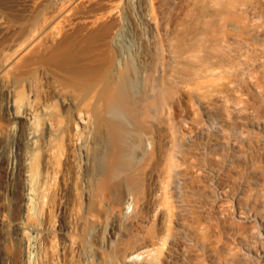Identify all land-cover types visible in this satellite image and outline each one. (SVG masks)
I'll return each instance as SVG.
<instances>
[{"label": "rangeland", "instance_id": "rangeland-1", "mask_svg": "<svg viewBox=\"0 0 264 264\" xmlns=\"http://www.w3.org/2000/svg\"><path fill=\"white\" fill-rule=\"evenodd\" d=\"M230 1L216 9L206 6L205 0H77L65 8V19L57 23L53 38L13 54L4 70L12 81H31L40 93L45 89L41 67L66 78L77 70L79 96L97 88L103 99L120 85L125 100L139 112L145 91L131 48L149 51L151 9L162 47L154 83L165 112L147 115L148 121L156 122L151 127L146 124L149 132L122 115L116 119L114 114V119L103 114L96 124L97 145L91 144L88 168L96 177L107 169L106 176L111 161L117 162L101 198L85 193L96 177L84 180L81 172L71 170L65 161L64 138L58 136L53 158L57 175L37 212L39 223L50 226L39 236L36 264H125L132 252L142 249L152 254L144 256L147 262L141 264L261 263L264 0ZM53 3L0 0V59L12 52V43L23 40ZM1 97L0 85V125L5 117ZM57 108H61L58 102ZM159 111L161 119L156 117ZM108 119L119 122L114 132L107 130ZM154 131L165 136L160 137L161 152L156 148L154 153L161 165L147 177L150 182L135 190L129 175L146 150L154 149L159 137ZM100 141L106 142L105 149ZM5 174L0 166V183L4 182L8 195L5 211L13 219L22 214V179L16 173L8 183ZM140 196L145 200L140 201ZM135 209L141 211L139 216ZM59 220L75 243L61 241L54 225ZM7 234L8 258L3 264H20V242L12 227Z\"/></svg>", "mask_w": 264, "mask_h": 264}, {"label": "bare ground", "instance_id": "bare-ground-1", "mask_svg": "<svg viewBox=\"0 0 264 264\" xmlns=\"http://www.w3.org/2000/svg\"><path fill=\"white\" fill-rule=\"evenodd\" d=\"M74 1L77 0H54L53 6L48 11L47 15L28 30V34L23 40L13 42L12 52H7V54L0 59V85L2 89L1 105L5 112V117L3 118L4 122L0 125V166L5 168L6 182L12 183L15 179L16 173L22 179V214L13 219H11L5 211V203L8 199V195L4 182L0 183V264L6 262L8 258L5 245L9 240L7 234V229L9 227L13 228L14 236L20 242V264H36L34 250L38 246L39 236L45 229H49L50 226H48L47 223L46 226L43 227L39 223L37 212L38 207L45 204L44 202L49 189V183L55 179L57 175V165L53 161V158L58 145L57 138L60 134L64 138L66 147L65 161L70 164L71 170L81 172L83 174V179L86 180L89 179L90 176L94 178L96 177L94 169H92V167L88 168V161L90 153H92L91 144L94 143L97 145L95 141V128L96 124L98 125V120H101L103 114L108 115L109 117L113 115L114 119V114L116 116H125L128 121L130 120L132 122V124L137 125L138 127L144 126V129H141L145 131V127L149 124L151 125V122L154 120L153 118H155L156 113H154V117L152 114L150 118V120H153L151 122L148 121L147 117L151 115L150 113L157 112V110L165 112L163 104L161 103V98L159 97L160 92L158 91L159 93L156 94L157 89H155L156 85L154 83L156 79V70L161 62L162 47L158 41L156 18L152 9L149 14V21L153 38L150 42L149 51L144 53L136 48H131L133 61L139 66V72L141 74L139 76L141 77L140 80L145 91V97L143 96V100L141 99L139 102V112L134 110L128 99V101L125 100V95L121 90L120 85L116 88L110 89L103 99H100L98 96L97 88H95L94 91L92 90L86 96H79L77 93L78 85L75 81V76L77 77V73L80 72L76 69V71L73 70L72 75L69 74L70 76L66 78L64 76H54L47 69L41 67L39 73L41 79L45 82V89L40 93L36 90V86L31 81L27 82L23 79L19 82H15L6 76L4 70L9 67L13 54L15 52L19 53L26 51L33 47H40L44 39L49 37L53 38L58 32L57 23L61 21V19H65V8ZM229 1L205 0V4L209 8L217 9L220 5L223 6V3L225 4V2L228 3ZM0 25H3V23L0 22ZM262 51L264 52V49H262ZM66 63L68 64L69 62ZM57 102L61 107L60 109L57 108ZM160 111L156 114V117L159 116L158 118L161 116L159 115L161 113ZM55 116H57L58 119H55ZM162 116L164 115L162 114ZM122 117L120 116V118ZM110 119H108L106 123L107 130H109V132H114L118 121L116 122L113 120L116 122L114 123L111 121L112 119ZM116 119H118V116ZM156 119L157 118H155V120ZM160 119H157L156 121L159 123ZM60 122L64 124V126L62 125L63 127ZM158 125L160 126V124ZM148 130L149 129L147 128L146 131ZM109 132L106 131V134L108 135ZM152 133L151 135L154 136ZM157 133L158 132H155V134ZM160 137L165 138L164 135L162 137L159 134V137L156 138L154 144H152L154 149L152 151L151 149H148V152L146 150V153H144L138 165L135 166L136 168L133 172L134 176L132 173V176L129 175V178L133 177L130 179H133V182L135 183L134 185L137 188H135V190H141L148 181L147 177L156 170L159 165H161V161L155 159L159 157H155L154 155V153H157L155 152L156 148L157 151L162 148ZM168 138L170 140V137ZM152 140H154L153 137ZM163 140L165 141V139ZM100 144L103 149L107 146L105 141H100ZM92 148L94 147L92 146ZM37 155L40 158H38ZM106 160L107 159L105 158V161ZM110 166L111 169L108 168V170H111V173L116 171L117 162L113 159ZM38 167H41V170L38 178H36ZM169 168L170 165L163 170L168 172ZM105 170L107 171V169ZM104 173L103 175H105ZM110 174H106V176L100 174L101 177L98 175L99 178L98 176L96 177L95 183H93L94 185L91 187L88 186L85 193L88 195L92 194L96 199L105 195L110 187ZM137 195L138 194L136 193L135 198ZM137 198L135 200H138ZM143 200L145 199L141 200L140 196V201ZM140 201L136 202L139 203ZM137 204L135 205V208H137ZM142 206L145 207L146 205L142 203ZM137 210L135 209L136 212L139 211ZM145 211L143 212L145 213ZM136 212V215L134 214L135 216H137ZM140 214L141 211L140 213L138 212V216ZM164 214L168 216L169 210L165 209ZM138 216L137 218H142L141 216ZM129 219H131V217H129ZM132 221L133 219H131L130 222ZM54 225L58 228V235L62 242L68 241L70 243H75L73 237L67 234L63 220H59L58 223H55ZM260 229L258 237L262 238V253L260 254L259 259L261 261L260 264H264V227L262 226ZM149 254L152 253L149 251L147 252V249L132 252L131 261L125 262V264H141V262H147L143 257L148 256ZM153 260H155V257H153ZM148 264L152 263L148 262Z\"/></svg>", "mask_w": 264, "mask_h": 264}]
</instances>
